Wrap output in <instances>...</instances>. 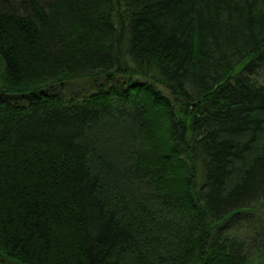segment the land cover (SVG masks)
<instances>
[{
  "label": "trees",
  "instance_id": "obj_1",
  "mask_svg": "<svg viewBox=\"0 0 264 264\" xmlns=\"http://www.w3.org/2000/svg\"><path fill=\"white\" fill-rule=\"evenodd\" d=\"M0 264L264 257V0H0Z\"/></svg>",
  "mask_w": 264,
  "mask_h": 264
},
{
  "label": "rangeland",
  "instance_id": "obj_2",
  "mask_svg": "<svg viewBox=\"0 0 264 264\" xmlns=\"http://www.w3.org/2000/svg\"><path fill=\"white\" fill-rule=\"evenodd\" d=\"M1 70H2V64H1V59H0V72H1ZM255 264H264V257L261 260L256 261Z\"/></svg>",
  "mask_w": 264,
  "mask_h": 264
}]
</instances>
